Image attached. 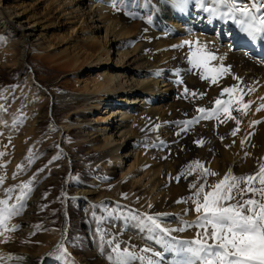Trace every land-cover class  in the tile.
<instances>
[{
	"label": "bare ground",
	"instance_id": "bare-ground-1",
	"mask_svg": "<svg viewBox=\"0 0 264 264\" xmlns=\"http://www.w3.org/2000/svg\"><path fill=\"white\" fill-rule=\"evenodd\" d=\"M205 7L210 9L214 5L206 0ZM0 17L5 20L6 30L17 39L11 46L12 49L18 47L15 51L18 59L31 53L34 59L45 62L49 56L57 69L77 76L76 90L56 92L55 100L65 107L82 103V108L76 110L87 111L90 115L100 113V117L88 120L87 127L97 124L95 130L99 140L92 148L98 154L102 169L120 168V181L130 178V185L140 188L139 210L165 216L167 229L181 227L182 222L190 219L188 195L192 192L189 186L194 176L187 171L189 165L199 162L202 172L216 173L208 177L207 192L208 185L222 180L229 172L234 175L248 172L255 158L253 155L264 152V61L256 60L252 51L239 49L243 47L240 43L246 40L252 45L257 41L247 39L232 20L217 19L209 11L202 10L196 0H189L183 11L171 0H0ZM186 40L191 41V45H185ZM197 48H205L216 55L217 59L210 62L211 67L230 69L217 84L202 80L204 69L192 68L188 63L189 53ZM51 53L54 55L50 56ZM11 56L16 59L14 54H6L3 62ZM90 71H96L97 78H92ZM233 77H239V81ZM180 79L183 86L178 83ZM234 85L243 89L244 103L254 104L250 110L245 109L246 114L238 112L236 109L241 105L234 102L231 111L234 119L220 112V119L215 123L199 124L185 133L178 132L177 138L174 136L182 116L194 112L192 103L181 100L185 87L190 92L203 94L199 107L210 112L218 96L221 100L229 99L227 94L221 96L222 89ZM26 88L40 98L49 95L30 79ZM236 97L238 99V95ZM236 97L233 96L234 101ZM255 105L260 106L254 108ZM235 119L241 123L237 125ZM254 121L259 123L254 124ZM12 122V115L0 110V132L12 138L15 151L9 173L19 167L35 129L31 123L18 131L12 127ZM237 127V135L231 136ZM59 130L69 132L70 125L63 124ZM83 133L90 135L91 131L84 128ZM146 136L151 139L145 142ZM199 140L204 143H195ZM125 159L131 160L126 170L123 168ZM181 172L184 175L177 181ZM121 183L114 186L116 192L113 194L102 193L95 187L99 183L67 194L92 204L107 200L116 202L114 195L122 191ZM34 211L35 200L31 198L21 219L23 238L30 233L28 226ZM175 233L170 236L192 240ZM61 240V233H50L34 242L40 245L20 247L18 252L28 259L27 264H47L43 258L52 249L50 257L55 264H73L69 263L67 242L62 247L65 252L59 254L62 249H57L59 244L54 242ZM136 244L153 251L157 249L151 252L159 254L160 258H155L158 264H168L169 260L178 264L185 259L184 253L171 250L173 248L163 243H160L163 249H155L143 241ZM2 247L6 248L0 243V256L3 255ZM138 250L132 246L134 256ZM125 257L126 261L132 258ZM74 261L87 264L83 259L80 262L75 258Z\"/></svg>",
	"mask_w": 264,
	"mask_h": 264
},
{
	"label": "rangeland",
	"instance_id": "rangeland-1",
	"mask_svg": "<svg viewBox=\"0 0 264 264\" xmlns=\"http://www.w3.org/2000/svg\"><path fill=\"white\" fill-rule=\"evenodd\" d=\"M4 22L5 20L0 17V110L12 115V127L18 131L31 123H33L35 129L30 137L29 145L24 149L19 167L14 169L12 173H9L8 169L14 159V144L10 136L5 132H0V153H4L3 156H0V177L3 178V182L0 183V197L2 200H8L9 207L19 209L18 214L7 219L5 226L0 228V243L6 247L1 249L3 255L0 256V264H27L28 259L19 255V248L38 246L40 243L34 242L39 241L43 235L50 233H61L62 240L54 243L56 245L59 244L57 249H62L59 250L60 254L62 251L65 252L63 248L67 242L70 255L69 263L73 264H75V258L78 261L83 259L87 261L85 262L87 264H116L118 258L126 260L125 258L127 257L123 255L125 252L130 254L128 257H132L129 264H147V261L148 263L149 261H154L155 264H158L155 258H160V256L152 252H157V247L163 249L160 243L174 248L179 246L178 242L184 241L177 240L175 236L171 237L172 233H180L179 237L182 238H196V233L199 229L195 227H188L185 231H173L168 237H164L158 231L147 230L136 219H133L136 215H149L139 210L138 204L142 196L140 188L132 187L129 181L130 178L120 181V168L102 169L97 160L98 154L92 148V144L98 142L99 136L95 130L97 124L92 123L87 127L88 120L100 117V113L97 112L90 115L87 111L76 110L78 107L82 108V103L74 107L68 104L65 107L55 100L56 92L70 93L76 90L75 80L77 76L57 69L51 64L52 58L49 56L45 62L34 59L31 53H26L23 58L21 57L22 59H18L17 52H15L18 47L14 46L12 49L11 46L17 43V39L10 30H6ZM6 48L11 50L2 53L1 50ZM6 54L8 56L14 54L16 59L11 56L4 63ZM52 55L54 53H51L50 56ZM89 74L92 78H97L96 75L98 73L90 71ZM29 79L41 88L46 95L47 93L49 95L40 98L37 94H30L26 88V83ZM178 81H181V79ZM179 84L183 86V83ZM182 95L181 100L186 101L187 104L192 103L194 105V109H192L194 112L191 115L185 113L182 116L176 128L177 133L174 134L176 138L179 136L178 132L185 133L199 124L216 122V118L213 117L212 119H199L194 124L187 123L205 115L196 111V109L203 107H199L202 97L197 93L194 97L189 95L185 98L184 91ZM236 95L239 98V92L234 93L233 96L236 97ZM216 99H219V96ZM243 103L244 99L242 98L239 104L243 106ZM32 104H34L33 107ZM253 105L250 104L247 110H250ZM259 106L255 105L254 108ZM216 108L217 105L214 100L209 109L213 111ZM63 124L70 125L69 132L63 133L59 130ZM84 128L91 131L90 135L83 133ZM214 130L217 131L216 129ZM213 133L218 134V132ZM146 138L145 142L151 139L150 136H146ZM54 157L59 158L54 159ZM253 158L249 171L239 175L236 174L235 176L257 174L259 168L264 166V152L253 155ZM129 163H131V160L125 159V164H123L125 170ZM191 166L193 168L190 173L193 174L194 181L197 179L195 183L190 181L189 186L190 191H192L188 195V205L191 208L190 210L187 208L190 219L185 222L191 223L182 222V225L180 224L181 227H171V229L184 228L186 225L194 224L197 220L193 200L196 199L195 193L200 186H206L209 175L206 176L205 171L202 172L198 164H192ZM41 169L43 171H40ZM30 181L31 190L22 189L21 186L28 184ZM118 182H122L123 188L122 191L114 195L116 202L107 200L92 204L84 201L83 198L67 194L68 191L80 188L85 189L95 183H99L95 187L101 189L102 193H114L116 192L114 186ZM192 184L197 185L193 188L191 187ZM246 186V184L240 185L241 188ZM254 186L257 188L264 187L259 185L258 181L255 182ZM9 189L13 191L9 192ZM22 191L25 198L18 200L17 197L21 195ZM208 191H211V188ZM129 193L131 194L130 197H128ZM250 196L251 193H248L244 198L247 199ZM31 198L35 200V211L28 226L30 233L23 238L21 236V219ZM200 199H203V194H201ZM21 204L23 207H21ZM150 215L159 216L162 226L168 228L165 226L167 222L165 216L159 214ZM126 226L127 229L125 231ZM63 231L66 232V235H62ZM139 241L153 245L152 247L156 250L149 249L148 252H145V248L136 244ZM54 243L51 242L52 245ZM52 245L50 246L51 248ZM117 245L123 257L122 255L118 257L117 253L113 251ZM132 246L136 250L139 249L135 253L136 256L132 254ZM51 250L43 258V260L48 262L47 264H55V260L50 257L52 254ZM168 262V264H174L172 260Z\"/></svg>",
	"mask_w": 264,
	"mask_h": 264
},
{
	"label": "snow or ice",
	"instance_id": "snow-or-ice-1",
	"mask_svg": "<svg viewBox=\"0 0 264 264\" xmlns=\"http://www.w3.org/2000/svg\"><path fill=\"white\" fill-rule=\"evenodd\" d=\"M171 2L183 11L189 0H171ZM196 2L202 10L209 11L214 18L230 19L235 22L250 40H264V0H207L214 5L210 9L205 7L206 0H196ZM191 43V41H184L185 45H191ZM216 59V55L210 50L197 48L194 52L189 53L188 63L192 68L204 69V73L200 77L202 80L207 79L212 84H217L219 78L229 73L230 69L227 66L211 67L210 62ZM233 78L239 81V77ZM178 83H182V81H178ZM248 91L251 92L252 89ZM237 92H239V98L234 101L233 95ZM224 94L228 95V100L216 99L217 108L212 112H208L203 107L196 109L205 115L187 123L194 124L199 119H212L213 117L219 120L220 112H223L228 119H234L231 115L232 105L234 102L241 103L245 93L243 89H238V86L234 85L223 88L221 96ZM184 95L185 98L189 95L194 97L197 93L195 91L190 93L189 89L185 87ZM250 103V101L244 103L242 108L236 110L241 114H246L245 109L249 108ZM235 123L239 125L241 121L235 119ZM253 123H259V121ZM238 131L239 127L232 131L231 135L235 137ZM195 143L202 145L204 141L199 140ZM3 155L4 153H0V156ZM58 158L54 157V159ZM194 163L199 164V162ZM187 171L189 173L192 171L191 165L188 166ZM181 175H184V172L176 177L177 181L180 180ZM205 175L215 176L216 173L206 170ZM257 181L259 185L264 186V166L259 168L257 174L246 176L237 177L229 172L219 182L208 185L211 188V191L208 192H205V185H201L195 193L196 199L193 200L197 220L194 224L186 225L184 228L167 229L162 226L159 216L150 214L136 215L133 219H136L147 230L158 231L164 237H168L173 231H185L188 227L199 229L196 238L178 242L179 246L171 249L185 255V259L179 261L178 264H264V187H255ZM2 182L3 178L0 177V183ZM30 184L31 181L21 187L30 191ZM241 184L247 186L241 188ZM191 187L195 188L196 185L192 184ZM8 191L13 190L9 189ZM248 193H251V196L245 199L244 197ZM201 194H203L202 200L200 199ZM24 198L22 191L17 199L23 200ZM21 207H23L22 204ZM18 212L19 209L8 206V200H0V228L5 226L7 219ZM173 239L175 238L173 237ZM113 251L117 253L118 257L122 255L118 245ZM144 251L148 252L149 249L145 248ZM123 255L130 254L125 252ZM116 264H129V261L118 258ZM149 264H155V262L149 261Z\"/></svg>",
	"mask_w": 264,
	"mask_h": 264
}]
</instances>
